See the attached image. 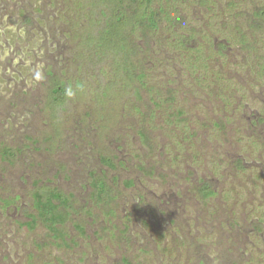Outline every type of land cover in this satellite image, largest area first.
<instances>
[{
	"label": "rangeland",
	"instance_id": "rangeland-1",
	"mask_svg": "<svg viewBox=\"0 0 264 264\" xmlns=\"http://www.w3.org/2000/svg\"><path fill=\"white\" fill-rule=\"evenodd\" d=\"M213 1L116 51L88 43L113 4L0 0V264H264V37L212 48L264 0ZM39 187L71 200L67 243L28 223Z\"/></svg>",
	"mask_w": 264,
	"mask_h": 264
},
{
	"label": "trees",
	"instance_id": "trees-1",
	"mask_svg": "<svg viewBox=\"0 0 264 264\" xmlns=\"http://www.w3.org/2000/svg\"><path fill=\"white\" fill-rule=\"evenodd\" d=\"M180 1L181 0H133L135 10L130 13L121 5V0H100V2L113 4L110 19L98 35L89 37L88 43L98 42L101 46H104V48H113V50L116 51L136 48L134 47L136 45L133 44L132 46L129 43L130 35L128 29L131 32L139 29L142 31V34L145 35L147 33L153 34L160 28L164 21L169 23L171 28H174L175 25L177 26L182 20L180 22L178 18L175 19L176 17H173L171 9L173 8L174 11H178V7L174 5L173 2H177L179 5L181 4ZM212 1L200 0V3L207 7V11H211L215 6V2ZM235 1L236 0H230L226 3L225 6L227 10L225 11L239 8V3L237 4ZM225 6L223 5L221 9H224ZM246 22L245 24H240L238 22L234 26H231L224 40L220 41L217 46L216 44L212 45V48L216 49L215 53L217 52L215 55H219L220 57L226 56L224 51L229 47V44L242 45L249 56L257 54V47L259 40H261L260 37H264V5L256 6L255 10L247 17ZM190 38H192V35H190V37L186 35L180 37L175 41V47L183 52L197 50L198 48L196 47H188ZM207 38L209 37L207 36ZM147 42L148 44L150 43L149 41ZM212 54H214V52H212ZM195 58L199 60L201 57H199V54H196ZM261 58H264L263 53L261 54ZM261 68V72H264V65ZM138 77H144V73H140ZM61 89L58 83L53 89L54 94H60ZM260 121H262V119ZM108 160L106 159V161ZM109 164L112 165L110 160ZM94 184L98 196H103L108 193V187L105 181L95 182ZM199 190L204 197L214 194V190L207 182H205ZM33 205L37 214L32 215V219L28 221V223L35 224L38 220L42 221L49 232L48 235H50L54 241L57 242L61 240L63 243H67L68 234L64 229V225L70 218L71 200L58 189L39 187L33 191ZM76 227L81 228L78 224Z\"/></svg>",
	"mask_w": 264,
	"mask_h": 264
},
{
	"label": "clouds",
	"instance_id": "clouds-1",
	"mask_svg": "<svg viewBox=\"0 0 264 264\" xmlns=\"http://www.w3.org/2000/svg\"><path fill=\"white\" fill-rule=\"evenodd\" d=\"M65 94L68 96V97H73L75 95L73 89L71 87L67 88L65 90Z\"/></svg>",
	"mask_w": 264,
	"mask_h": 264
}]
</instances>
